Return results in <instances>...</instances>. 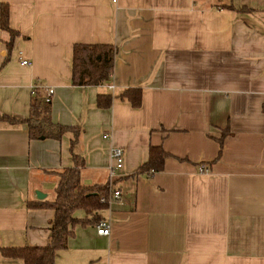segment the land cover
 I'll list each match as a JSON object with an SVG mask.
<instances>
[{"label":"crops","instance_id":"1","mask_svg":"<svg viewBox=\"0 0 264 264\" xmlns=\"http://www.w3.org/2000/svg\"><path fill=\"white\" fill-rule=\"evenodd\" d=\"M0 2L18 31L8 52L0 27V114L14 119H0V248L48 241L54 209L28 202L53 198V171L73 163L71 131L29 136L36 87L53 122L80 127L81 181L119 190L100 212L109 234L76 222L54 264H264V0ZM76 42L115 46L108 80L71 82ZM135 86L138 106L117 96ZM150 145L162 169L135 173Z\"/></svg>","mask_w":264,"mask_h":264},{"label":"trees","instance_id":"2","mask_svg":"<svg viewBox=\"0 0 264 264\" xmlns=\"http://www.w3.org/2000/svg\"><path fill=\"white\" fill-rule=\"evenodd\" d=\"M9 6L0 2V27L9 31L7 41L10 52L12 39L18 34L8 23ZM116 48L111 43H83L76 42L72 47L71 82L76 85H93L108 80L113 72ZM9 54V53H8ZM4 58L3 63L6 61ZM118 97L127 99L133 106L141 103V88L128 87L121 91ZM50 97L42 96L38 89H33L30 101L29 116L25 120L30 137L60 138L67 131H71L70 149L72 164L60 170H52L58 175L54 188V197L47 200L28 202L30 206H47L54 209V218L50 225V236L43 245H23L1 247L0 254L4 257L18 258L22 264H54L58 252L67 246L68 237L73 234L76 222L81 224L96 223L101 219V211L107 205L101 201V196L108 190L107 184H85L81 181V167L84 165L83 156L75 149L78 141L80 127L56 123L50 117ZM110 93H99L97 104L108 106L111 104ZM0 119H14L8 115L0 114ZM221 152L222 137L219 138ZM168 153L161 145H150L148 158L135 173L162 169L163 161ZM77 208H83L86 216L82 219L73 215Z\"/></svg>","mask_w":264,"mask_h":264},{"label":"built area","instance_id":"3","mask_svg":"<svg viewBox=\"0 0 264 264\" xmlns=\"http://www.w3.org/2000/svg\"><path fill=\"white\" fill-rule=\"evenodd\" d=\"M22 62L28 63V59H22ZM52 92V88H49V92ZM111 158L113 159L114 165L110 167V174L114 173L115 169L122 167L123 165V149L121 146H112L110 149ZM199 169L206 170L207 167L201 165L199 166ZM119 196V190H114L112 194L102 195L101 201H111L114 197ZM97 232L100 234H109L110 232V225L109 222L106 220H100L97 223Z\"/></svg>","mask_w":264,"mask_h":264},{"label":"water","instance_id":"4","mask_svg":"<svg viewBox=\"0 0 264 264\" xmlns=\"http://www.w3.org/2000/svg\"><path fill=\"white\" fill-rule=\"evenodd\" d=\"M36 195H37V197L41 198V197L45 196V193H43L40 190H36Z\"/></svg>","mask_w":264,"mask_h":264}]
</instances>
